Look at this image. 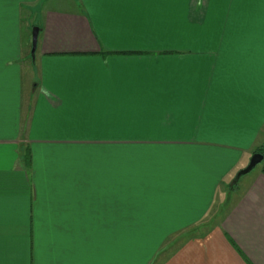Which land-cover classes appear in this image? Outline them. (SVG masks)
<instances>
[{"label": "crops", "instance_id": "crops-1", "mask_svg": "<svg viewBox=\"0 0 264 264\" xmlns=\"http://www.w3.org/2000/svg\"><path fill=\"white\" fill-rule=\"evenodd\" d=\"M263 145L264 0H0V264H264Z\"/></svg>", "mask_w": 264, "mask_h": 264}, {"label": "water", "instance_id": "water-1", "mask_svg": "<svg viewBox=\"0 0 264 264\" xmlns=\"http://www.w3.org/2000/svg\"><path fill=\"white\" fill-rule=\"evenodd\" d=\"M38 37H39V28H34L32 33V53L34 54L38 45ZM264 155L262 153H255L249 163V166L240 171L237 175L236 182L240 179L241 176L250 173L254 168H256L259 164L263 163Z\"/></svg>", "mask_w": 264, "mask_h": 264}, {"label": "trees", "instance_id": "trees-1", "mask_svg": "<svg viewBox=\"0 0 264 264\" xmlns=\"http://www.w3.org/2000/svg\"><path fill=\"white\" fill-rule=\"evenodd\" d=\"M255 153H262L264 155V145L258 148ZM244 176V175H243Z\"/></svg>", "mask_w": 264, "mask_h": 264}, {"label": "rangeland", "instance_id": "rangeland-1", "mask_svg": "<svg viewBox=\"0 0 264 264\" xmlns=\"http://www.w3.org/2000/svg\"><path fill=\"white\" fill-rule=\"evenodd\" d=\"M35 28H37V27H35ZM33 31H34V28H33ZM257 167H258V168H261V167L264 168V161H263V163L259 164Z\"/></svg>", "mask_w": 264, "mask_h": 264}]
</instances>
